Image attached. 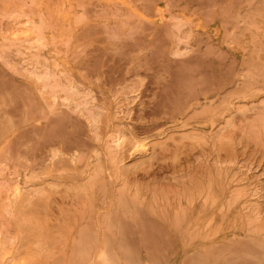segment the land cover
Returning a JSON list of instances; mask_svg holds the SVG:
<instances>
[{"label":"rangeland","instance_id":"374dc122","mask_svg":"<svg viewBox=\"0 0 264 264\" xmlns=\"http://www.w3.org/2000/svg\"><path fill=\"white\" fill-rule=\"evenodd\" d=\"M0 264H264V0H0Z\"/></svg>","mask_w":264,"mask_h":264}]
</instances>
